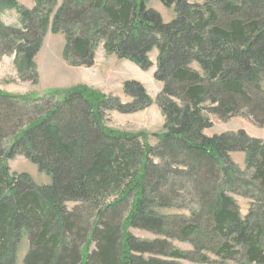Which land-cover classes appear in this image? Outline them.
<instances>
[{
	"label": "trees",
	"instance_id": "16d2710c",
	"mask_svg": "<svg viewBox=\"0 0 264 264\" xmlns=\"http://www.w3.org/2000/svg\"><path fill=\"white\" fill-rule=\"evenodd\" d=\"M150 1L63 0L55 12L58 0H34L33 10L0 0V13L17 10L28 30L0 22L3 54L15 53L18 73L32 72L36 81L35 58L50 27L65 35V58L74 66L92 67L103 44L107 54L148 71L156 49L165 119L156 147L105 126V112L130 115L153 105L136 81L124 84L129 104L86 86L50 89L43 98L0 90V145L12 138L10 148L0 146V264H15L24 232L26 264H264V140L243 130L205 134L211 116H242L264 128V0H160L175 11L170 23ZM44 99L49 109L20 128L33 115L26 107ZM234 153L245 154L246 171ZM16 154L51 185L11 176L6 162ZM235 196L251 200L246 217ZM110 197L116 199L108 204ZM66 203L80 206L69 211ZM132 228L160 239L140 240Z\"/></svg>",
	"mask_w": 264,
	"mask_h": 264
},
{
	"label": "rangeland",
	"instance_id": "374dc122",
	"mask_svg": "<svg viewBox=\"0 0 264 264\" xmlns=\"http://www.w3.org/2000/svg\"><path fill=\"white\" fill-rule=\"evenodd\" d=\"M17 2L24 8L33 10L36 7L34 0H17ZM193 3L201 4V0H194ZM63 0H58L56 11L62 6ZM149 8L161 14L164 22L170 23L175 19L176 14L174 9H167L160 0H151ZM53 20V17H51ZM0 22L7 28H12L22 33H27L26 25L22 23V19L17 10H5L0 13ZM66 37L63 33L55 34L52 28L42 36V47L35 58V66L37 72V81L35 74L29 72L27 76H21L15 64V53L4 55V47H0V90L12 96H32L44 97L50 89L68 90L77 86H86L107 97H115L120 99L123 104H129L132 99L124 92V84L128 81H136L144 86L147 94L153 101V105L138 113L123 115L118 112H105L104 124L107 128L115 130L120 133L140 134L143 138L139 139L140 146L144 142L151 147H156L159 144L157 136L163 132L165 119L157 104V99L163 90V84L155 80L156 61L158 51L155 49L150 54V59L154 66L148 70L143 71L133 63L118 59L115 55H109L104 50L101 44L95 53L94 65L92 67L74 66L65 58ZM52 101L44 99L41 102L31 103L26 107V110L33 111V115L25 117V120L20 123L19 127L24 128L32 121L38 120L42 117L40 114L41 108L48 110ZM213 127L205 134L208 137L215 135H222L227 133H237L238 131H245L250 137L264 140V128H259L246 117H234L227 121L211 116ZM12 138L6 137L1 143V148H10ZM235 164L242 170L246 171L245 154L234 153L231 155ZM156 164H160L158 159H155ZM10 175H29L33 182L39 187H46L51 185L52 180L49 176L41 173L38 167L21 154H16L12 159L6 162ZM116 197H110L107 203H111ZM241 214L246 217L250 210L251 200L235 196ZM131 198L128 199L124 209V217L128 214L131 205ZM80 206L76 203H66L69 211L75 207ZM157 212L166 216L186 215L189 217L187 211H178L170 209H158ZM131 233L140 240L154 241L160 237L139 229L132 228ZM172 244L179 250L192 251V247L188 244L179 241H173ZM95 246H92L94 250ZM31 246L27 234L24 232L22 240L17 248L15 264H26L27 257L30 253ZM88 250L82 252V259L87 260ZM185 264H189L183 262Z\"/></svg>",
	"mask_w": 264,
	"mask_h": 264
},
{
	"label": "crops",
	"instance_id": "0c3cea01",
	"mask_svg": "<svg viewBox=\"0 0 264 264\" xmlns=\"http://www.w3.org/2000/svg\"><path fill=\"white\" fill-rule=\"evenodd\" d=\"M92 246H93V245H91L89 248H87V249H89V250H90V252L92 251Z\"/></svg>",
	"mask_w": 264,
	"mask_h": 264
}]
</instances>
